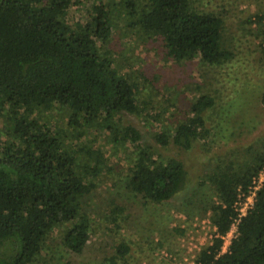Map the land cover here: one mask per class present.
Wrapping results in <instances>:
<instances>
[{"label": "trees", "instance_id": "trees-1", "mask_svg": "<svg viewBox=\"0 0 264 264\" xmlns=\"http://www.w3.org/2000/svg\"><path fill=\"white\" fill-rule=\"evenodd\" d=\"M81 1L0 0V264L37 260L51 230L67 221L64 248L80 253L85 247L89 227L81 202L94 189L104 160L99 147H77L91 161L88 167L76 151L70 152L68 140L82 135L81 122L134 147L125 186L141 200L165 201L183 185L186 171L180 159L161 157L136 127H115L111 118L121 111L141 113L143 87L121 71L122 63L117 65L106 47L115 25L111 10L133 35L158 39L163 56L176 62L199 57L221 63L232 56L222 39L219 12L196 9L190 0H83L82 19L69 21L66 11ZM252 22L260 28L264 50V10ZM213 104V95H195L187 115L169 132L155 131L153 141L182 149L205 141L212 130L204 111ZM54 107L67 109L69 132L41 118V112ZM263 167L264 143L236 166L215 164L200 179L210 182L215 195L203 210L217 235L198 250L193 264H264V173L251 205L238 218L236 234L219 252L220 235L236 217L237 194L248 193ZM119 210L117 203L110 207L111 220ZM127 251L119 241L110 258L122 259Z\"/></svg>", "mask_w": 264, "mask_h": 264}, {"label": "rangeland", "instance_id": "rangeland-1", "mask_svg": "<svg viewBox=\"0 0 264 264\" xmlns=\"http://www.w3.org/2000/svg\"><path fill=\"white\" fill-rule=\"evenodd\" d=\"M191 6L219 12L222 39L232 56L221 63H206L199 57L174 61L162 54L160 41L133 35L124 27L119 13L114 16V30L106 47L121 71L143 86L139 92L141 113L121 111L111 116L115 127H136L142 141L161 157L180 159L186 171L182 187L169 199L153 203L143 201L126 186L128 167L134 159V147L119 144L111 133L88 127L81 122L82 135L69 138L70 152L87 165L91 164L83 147H99L104 164L94 177V189L82 199L83 216L89 227L88 241L80 253L64 248L61 235L69 224L55 226L37 260L28 264H182L186 248L198 246V239L209 227L204 208L214 199L210 182L200 183L215 164L236 166L264 143V50L254 14L264 10V0H190ZM86 2L66 11L68 20L82 19ZM251 22V23H250ZM214 97L213 107L204 111L205 125L212 133L188 149L172 143L155 144L152 134L167 132L187 115L190 100L199 93ZM67 109L54 107L41 112L54 126L66 132ZM146 112V114H145ZM86 144V146H85ZM77 151H79L77 153ZM117 203L121 210L114 220L109 210ZM119 241L128 245L124 258L115 256ZM166 253V256L163 254Z\"/></svg>", "mask_w": 264, "mask_h": 264}, {"label": "built area", "instance_id": "built-area-1", "mask_svg": "<svg viewBox=\"0 0 264 264\" xmlns=\"http://www.w3.org/2000/svg\"><path fill=\"white\" fill-rule=\"evenodd\" d=\"M262 44L264 46V42ZM263 173H264V167L258 172L255 178H252L251 184L249 185L248 193H246L244 197H242V194H237V198L233 204L234 209L237 210L236 217H233L231 219V222L229 224L227 231L223 235H220L222 241L220 244L219 252H224L227 249V246L230 242L231 237L236 234V224H237L238 218L241 214L245 212L247 207L251 205L253 201V195H254L255 189L260 185L263 179ZM208 223H209V219H208ZM207 229H208L207 230L208 233L205 234V236L203 235L200 239H198L197 241L198 246L193 245L194 248H191V247L186 248V254L183 257L185 262H183L182 264H193L194 257L196 256V253L198 252V250L204 245H206L207 243L211 242L212 235H217V233L214 232L215 227L210 225V223ZM163 254L166 256V253H163Z\"/></svg>", "mask_w": 264, "mask_h": 264}]
</instances>
